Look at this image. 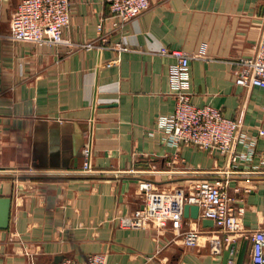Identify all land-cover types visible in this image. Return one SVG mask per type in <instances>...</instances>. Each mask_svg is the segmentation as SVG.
<instances>
[{
  "label": "crops",
  "instance_id": "0c3cea01",
  "mask_svg": "<svg viewBox=\"0 0 264 264\" xmlns=\"http://www.w3.org/2000/svg\"><path fill=\"white\" fill-rule=\"evenodd\" d=\"M18 1L0 0V195L11 197L0 264H54L96 252L106 264H223L207 235L198 245L183 243V229L213 227L201 219L185 218L179 230L169 222L157 233L120 227L118 216L141 205L142 178L187 191L209 177L244 208L245 228L264 224V87L235 81V60L258 44L264 0H149L121 26L105 0H71L62 35L77 46L11 38ZM102 37L122 48L99 47ZM87 42L95 45H79ZM162 48L193 55L186 87L193 103L239 123L235 164L217 150L171 141L165 124L176 58ZM235 247L238 264H250L248 243L239 237Z\"/></svg>",
  "mask_w": 264,
  "mask_h": 264
},
{
  "label": "built area",
  "instance_id": "2783aa9c",
  "mask_svg": "<svg viewBox=\"0 0 264 264\" xmlns=\"http://www.w3.org/2000/svg\"><path fill=\"white\" fill-rule=\"evenodd\" d=\"M108 15L114 26H121L149 7V0H105ZM71 0H19L9 21L8 35L20 41L35 44H62L77 46L65 39L63 29L70 20ZM100 30V27H99ZM91 47L92 42L79 44ZM99 47L120 50L118 43H107L101 38ZM161 53L176 58L171 73V81L177 87L172 113L166 120L169 137L174 143L195 145L202 149L217 150L225 155L231 164L238 160L237 142L241 138L239 123L223 115L220 108L211 104L197 105L191 101L187 87V66L193 56L180 49L162 48ZM237 65V84L251 87H264V16L258 44L255 52L235 60ZM258 134L264 135V117L258 127ZM83 168L90 170L88 150H83ZM137 190L142 195V203L130 214L118 216L120 227L153 228L157 233L170 222L179 230L185 217L183 206L196 204L197 219L207 218L213 221L211 229L188 227L179 232L187 246L199 244L201 234L207 235L209 250L214 256H220L224 248L239 237L248 243L250 264H264V224L245 228L242 223V206L235 208L233 198L224 189V184L216 178L198 179L187 191L180 187L171 189L157 188L148 178L137 183ZM236 247L231 248L234 254L226 264H238ZM34 264V263H32ZM57 264H106L102 252L91 253L82 260L65 258Z\"/></svg>",
  "mask_w": 264,
  "mask_h": 264
},
{
  "label": "water",
  "instance_id": "95a60500",
  "mask_svg": "<svg viewBox=\"0 0 264 264\" xmlns=\"http://www.w3.org/2000/svg\"><path fill=\"white\" fill-rule=\"evenodd\" d=\"M11 208V197L9 195H0V229L7 228L9 225ZM183 216L185 218L197 219L198 217V206L196 204H185L183 206ZM202 224L204 226H212L213 221L211 219L202 218ZM237 242H231L222 251V263L226 264L229 258H232L234 254L231 252V248L235 247ZM59 260H56L54 264H57Z\"/></svg>",
  "mask_w": 264,
  "mask_h": 264
},
{
  "label": "rangeland",
  "instance_id": "374dc122",
  "mask_svg": "<svg viewBox=\"0 0 264 264\" xmlns=\"http://www.w3.org/2000/svg\"><path fill=\"white\" fill-rule=\"evenodd\" d=\"M242 259L244 260L245 263L248 262V256L245 255Z\"/></svg>",
  "mask_w": 264,
  "mask_h": 264
}]
</instances>
